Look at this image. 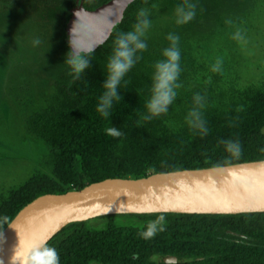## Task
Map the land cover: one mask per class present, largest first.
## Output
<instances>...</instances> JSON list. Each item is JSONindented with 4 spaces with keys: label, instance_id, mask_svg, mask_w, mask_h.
Instances as JSON below:
<instances>
[{
    "label": "trees",
    "instance_id": "trees-1",
    "mask_svg": "<svg viewBox=\"0 0 264 264\" xmlns=\"http://www.w3.org/2000/svg\"><path fill=\"white\" fill-rule=\"evenodd\" d=\"M107 0L84 9L94 10ZM165 0H136L118 28L70 64L67 25L77 0H49L63 9L59 29L63 69L48 106L27 120L48 147L52 177L28 184L0 207V234L17 213L45 195L65 194L106 179H139L264 160V93L254 91L227 109L195 110L170 128L173 104L162 96L161 55L143 41L144 10ZM156 6V7H154ZM231 232V233H229ZM264 264V213L121 214L71 223L32 264Z\"/></svg>",
    "mask_w": 264,
    "mask_h": 264
},
{
    "label": "rangeland",
    "instance_id": "rangeland-1",
    "mask_svg": "<svg viewBox=\"0 0 264 264\" xmlns=\"http://www.w3.org/2000/svg\"><path fill=\"white\" fill-rule=\"evenodd\" d=\"M147 8L139 31L166 68L162 96L174 106L171 130L196 109H227L264 93V0H165ZM62 15L49 0H0V207L24 186L52 177L48 147L27 120L55 95Z\"/></svg>",
    "mask_w": 264,
    "mask_h": 264
},
{
    "label": "water",
    "instance_id": "water-1",
    "mask_svg": "<svg viewBox=\"0 0 264 264\" xmlns=\"http://www.w3.org/2000/svg\"><path fill=\"white\" fill-rule=\"evenodd\" d=\"M135 1L107 0L87 10L77 0L66 30L69 62L77 76L83 58L110 37ZM158 213H264V160L139 179H106L78 191L41 196L23 207L0 234V264H32L50 239L71 223ZM168 261L181 260L168 257Z\"/></svg>",
    "mask_w": 264,
    "mask_h": 264
},
{
    "label": "flooded vegetation",
    "instance_id": "flooded-vegetation-1",
    "mask_svg": "<svg viewBox=\"0 0 264 264\" xmlns=\"http://www.w3.org/2000/svg\"><path fill=\"white\" fill-rule=\"evenodd\" d=\"M168 257H175V256H154L153 261L156 264H178V263H171L168 261Z\"/></svg>",
    "mask_w": 264,
    "mask_h": 264
}]
</instances>
